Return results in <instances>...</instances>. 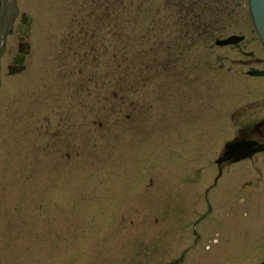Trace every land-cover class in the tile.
<instances>
[{
	"label": "rangeland",
	"instance_id": "374dc122",
	"mask_svg": "<svg viewBox=\"0 0 264 264\" xmlns=\"http://www.w3.org/2000/svg\"><path fill=\"white\" fill-rule=\"evenodd\" d=\"M6 2L0 14L16 18L0 27V264H256L228 245L165 241L200 215L201 231H219L207 223L221 217V234L264 227V170L249 162L226 166L202 199L244 103L231 86L246 84L214 70V33L191 44L169 0ZM21 13L30 51L10 76Z\"/></svg>",
	"mask_w": 264,
	"mask_h": 264
},
{
	"label": "flooded vegetation",
	"instance_id": "af4514ba",
	"mask_svg": "<svg viewBox=\"0 0 264 264\" xmlns=\"http://www.w3.org/2000/svg\"><path fill=\"white\" fill-rule=\"evenodd\" d=\"M5 3H7L6 0H2L0 9L6 6ZM166 8L170 13L176 12L180 15L170 22L171 25L185 27L186 31L192 28V31L196 32V38H190L191 44L196 43V39L201 43L207 42L205 41L207 39L210 41L207 35L214 33L215 38L213 41L211 39L212 44L208 48L212 50L215 48L224 49L223 54L215 52L218 55L214 62V70L230 71L236 75V78L246 82V84H233L231 86L234 93L238 87L240 88L241 92L236 95L238 98L240 97L239 102L243 100L244 103L231 113L229 120L232 136L230 140H244L254 143V150L260 149L245 161L215 164L217 175L212 184L202 191V199L206 200L208 194L216 189L217 182L226 166L249 162L255 173L264 170V46L250 14L249 0H169L166 3ZM4 11L3 9L2 12ZM22 14H20V21ZM15 18L16 16L7 18L4 13L0 14V27L6 28V25L9 27ZM5 33L7 34V32ZM231 38H234L235 42L224 46L216 44L218 41ZM186 39H189L188 35H186ZM225 49H227L226 52ZM226 56L229 58L227 67L220 63L221 60H226ZM172 62L170 60L168 63ZM255 184L256 181L252 179L241 183L239 190L245 193V198L250 197ZM239 200L243 201L242 198ZM207 207L209 210L210 206ZM243 215L247 216L248 214L244 213ZM224 216H228L230 220L234 219L231 212H225ZM204 221V215H200V217L195 218L190 227L187 223L178 230H175V228L167 229V232L165 230V241L171 248L179 247L182 252L194 250L197 247L198 249L200 247V249L204 248L211 251L213 247L221 249L228 245V251L234 253L236 257L244 254L246 258H254L256 264H264V242L262 241L264 239V227L260 230L259 228L255 230H238L235 229L237 227L234 228L233 226L227 233L221 234L219 231L224 228L223 223H225L223 217L216 220L212 219L207 223L210 227L217 226L219 231L202 230V232L201 228L198 227ZM155 223L157 222L155 221ZM226 263L228 262L224 260L208 261V264ZM169 264H185V262L183 256H181L179 260ZM192 264H198V262ZM228 264H236V261L233 259Z\"/></svg>",
	"mask_w": 264,
	"mask_h": 264
},
{
	"label": "water",
	"instance_id": "95a60500",
	"mask_svg": "<svg viewBox=\"0 0 264 264\" xmlns=\"http://www.w3.org/2000/svg\"><path fill=\"white\" fill-rule=\"evenodd\" d=\"M1 2L2 1H0V5ZM250 8L256 29L264 45V0H250ZM21 22L25 23V27L19 25L18 32L23 37H28L31 18L28 15L26 16L23 14L21 16ZM22 39L23 38H20V40ZM3 42H4V37H1V44ZM227 42L229 41H225L224 43ZM29 48L30 46L28 45V43H21L20 41L18 45V53L13 58L12 65L7 67L9 74L12 75L15 73H19L24 69L23 62L25 55L29 53ZM253 146L254 143H249L244 140L227 142L224 145L225 151L223 152L222 157L216 161V164L219 165L222 162H229V161L236 163L241 160H245L246 158H249L251 156V153L254 152V150H252Z\"/></svg>",
	"mask_w": 264,
	"mask_h": 264
}]
</instances>
